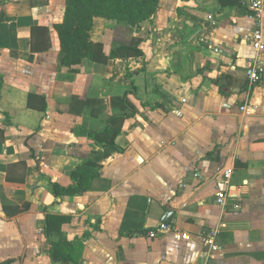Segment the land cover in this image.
Returning <instances> with one entry per match:
<instances>
[{
  "label": "crops",
  "instance_id": "1",
  "mask_svg": "<svg viewBox=\"0 0 264 264\" xmlns=\"http://www.w3.org/2000/svg\"><path fill=\"white\" fill-rule=\"evenodd\" d=\"M248 1L159 0L137 28L95 17L106 55L133 38L143 54L72 72L53 28L63 1L0 0V264H264V19ZM32 26L49 27L48 48L31 51ZM130 105L101 157L89 130ZM78 168L90 187L57 195ZM60 240L73 260L52 258Z\"/></svg>",
  "mask_w": 264,
  "mask_h": 264
},
{
  "label": "trees",
  "instance_id": "2",
  "mask_svg": "<svg viewBox=\"0 0 264 264\" xmlns=\"http://www.w3.org/2000/svg\"><path fill=\"white\" fill-rule=\"evenodd\" d=\"M64 11L60 21L53 24L59 44L60 51L58 61L61 67H66L68 71H77L73 66L82 63L83 59L88 58L95 62H105L108 58L121 57L128 59L132 56L142 55L139 47L140 39L133 38L127 44L113 45L108 55L104 52V46L101 42H93L90 38V31L93 25V19L100 17L106 20H112L117 23L128 25L134 28L144 22L151 20L159 4V0H62ZM33 6H44L48 0H31ZM31 51L36 52L46 49L50 45V30L48 26L31 27ZM90 77L86 80V88L89 87ZM3 80L0 75V89ZM81 101V97L74 96L73 106ZM131 112L118 115H112L108 118L106 125L101 130L90 129L88 137L97 146L103 148L99 153L101 157L109 156L115 150V139L120 131V123L125 117L134 115L135 108L130 105ZM0 140H4V130L0 128ZM89 165H97L93 160L88 161ZM95 176L81 169H75L71 172L72 184L67 187H61L53 184L54 192L61 196L64 194H74L87 190L90 187V180ZM51 217L47 218L46 231L50 232ZM61 246H69L65 241L53 243L51 256L54 260H73L72 256L61 255L57 251ZM70 247V246H69ZM68 247V248H69ZM77 263V262H75Z\"/></svg>",
  "mask_w": 264,
  "mask_h": 264
},
{
  "label": "built area",
  "instance_id": "3",
  "mask_svg": "<svg viewBox=\"0 0 264 264\" xmlns=\"http://www.w3.org/2000/svg\"><path fill=\"white\" fill-rule=\"evenodd\" d=\"M248 8L250 10V16L256 20V23L258 25L261 24L262 20L264 19V0H249L248 1ZM211 18V16H208ZM253 39V46L258 52H262L264 50V44L262 42V34L260 31H257L252 36ZM214 51H218V47H213ZM262 69L260 68L259 71ZM259 75L257 71H254L251 73V78L254 80L259 79ZM240 110L247 111L248 107L246 105H242L240 107ZM230 174L229 170L224 171V175L228 176ZM226 199V192L223 190H220L216 193V201L218 204H224ZM172 229V226L169 223H160L156 228L151 229L147 232V235L149 237H155L159 233L170 231ZM184 236V234H182ZM208 243H212V239L209 238Z\"/></svg>",
  "mask_w": 264,
  "mask_h": 264
}]
</instances>
